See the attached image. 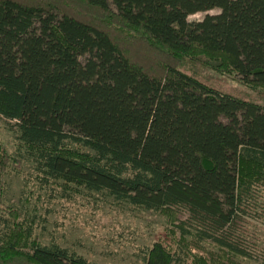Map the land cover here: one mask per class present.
<instances>
[{"label":"trees","instance_id":"16d2710c","mask_svg":"<svg viewBox=\"0 0 264 264\" xmlns=\"http://www.w3.org/2000/svg\"><path fill=\"white\" fill-rule=\"evenodd\" d=\"M135 35L146 57L125 52ZM195 64L264 93V0H0V118L41 186L173 215L180 251L156 242L144 264H210L204 245L264 264V104ZM0 264L97 263L5 218Z\"/></svg>","mask_w":264,"mask_h":264},{"label":"rangeland","instance_id":"374dc122","mask_svg":"<svg viewBox=\"0 0 264 264\" xmlns=\"http://www.w3.org/2000/svg\"><path fill=\"white\" fill-rule=\"evenodd\" d=\"M77 9L84 19L88 17L97 21L91 9L79 5ZM217 13V10L197 13L189 16L188 21H199L206 14ZM137 36L126 40L127 44L123 45L125 52L137 50L134 58L139 55L146 57L145 53L150 49ZM162 58L169 62L164 56ZM190 68L202 81L221 92L264 104L262 91L241 85L233 74H221L196 64ZM19 148L12 131L0 118V222L8 218L15 226V233L22 226L30 227L32 237L38 242L49 244L53 241L97 264H144L145 249L156 242L169 246L173 251H180L177 246L179 234L175 228L177 222L173 221V215L143 211L98 194L73 190L70 196V193L63 194L54 184L51 185L53 188L41 186L39 175L25 160L24 149L19 151ZM260 193L264 198V191ZM176 217L184 219L185 216ZM253 217L248 218L249 232L258 240V247H263L264 217ZM204 249H194L193 252L196 257L203 255L210 264H262L259 255L252 259L237 257L226 260L221 253L211 258L210 253L217 252V249L208 245H204ZM192 261L189 259L186 264Z\"/></svg>","mask_w":264,"mask_h":264}]
</instances>
